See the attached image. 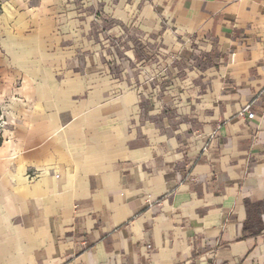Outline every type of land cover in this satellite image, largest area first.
I'll return each mask as SVG.
<instances>
[{"label":"crops","instance_id":"0c3cea01","mask_svg":"<svg viewBox=\"0 0 264 264\" xmlns=\"http://www.w3.org/2000/svg\"><path fill=\"white\" fill-rule=\"evenodd\" d=\"M263 80L264 0H0V264H264Z\"/></svg>","mask_w":264,"mask_h":264},{"label":"built area","instance_id":"2783aa9c","mask_svg":"<svg viewBox=\"0 0 264 264\" xmlns=\"http://www.w3.org/2000/svg\"><path fill=\"white\" fill-rule=\"evenodd\" d=\"M259 95L264 97V80H263V87L262 90L259 92ZM255 100L256 99H253L252 101L246 103L242 108L241 114L246 113L248 118H252L254 116V113L250 111V108ZM5 124H6V118L0 116V127L4 126Z\"/></svg>","mask_w":264,"mask_h":264},{"label":"rangeland","instance_id":"374dc122","mask_svg":"<svg viewBox=\"0 0 264 264\" xmlns=\"http://www.w3.org/2000/svg\"><path fill=\"white\" fill-rule=\"evenodd\" d=\"M119 0H112V4H113V6H114V4L116 3V2H118ZM131 0H124V4L126 3V2H130ZM3 100H5L4 98H3Z\"/></svg>","mask_w":264,"mask_h":264}]
</instances>
